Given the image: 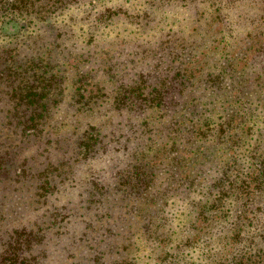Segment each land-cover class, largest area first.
Listing matches in <instances>:
<instances>
[{
    "label": "trees",
    "instance_id": "1",
    "mask_svg": "<svg viewBox=\"0 0 264 264\" xmlns=\"http://www.w3.org/2000/svg\"><path fill=\"white\" fill-rule=\"evenodd\" d=\"M98 1L101 9L95 0H0V26L12 19L20 26L16 34L0 30V264H136L140 245H158L171 198L192 205L195 227L227 210L222 203L238 188L234 239L251 234L255 246L215 264H264V225L247 212L264 195V158L257 155L252 170L247 157L251 169L238 184L237 170L216 163L222 146L232 149L248 128L263 134L264 79L255 84L251 76L237 87L241 71L263 73L262 51L242 48L243 37L226 34L233 30L226 24L222 49L239 70L229 75L236 86H216L213 105L201 95V78L222 82L225 67L219 76L203 75L194 54L179 61L195 41L172 40L164 59L121 68L112 59L122 52L105 44L115 20H148L153 3L195 20L200 0H147L148 11L138 13L121 6L131 0ZM73 4L66 19H54ZM217 93L225 94L220 105Z\"/></svg>",
    "mask_w": 264,
    "mask_h": 264
},
{
    "label": "rangeland",
    "instance_id": "2",
    "mask_svg": "<svg viewBox=\"0 0 264 264\" xmlns=\"http://www.w3.org/2000/svg\"><path fill=\"white\" fill-rule=\"evenodd\" d=\"M130 3L131 4H121V6L135 13L140 12L142 9H145L146 12L148 11L146 8L147 0H131ZM93 4L96 6V9H101L100 5L102 3H100V1L95 0ZM110 4L111 3H106V5ZM78 5L79 7L82 6L83 2L81 1ZM75 8L76 4H73L70 6L69 10H63L64 13H60V15L54 17V19L59 21L64 18L66 19L69 11L71 12ZM152 12L153 15H149L150 18L148 20H133L127 17L125 19L115 20L107 26L105 44H107V41L112 42L108 47L122 52V57L120 59H112L113 61L117 60L116 65L118 68H121L122 64H132V62L135 61H138L139 64L147 62L145 66H148L151 65L150 61L157 56L160 57L161 60L164 59L165 57L163 54L166 50L171 49L172 40L184 38L185 41H183V46L185 43L195 41V44L181 49L182 54L179 61L187 58L190 54H194L192 60L198 66H201L199 72L203 75L210 73L213 76H219L221 69L225 67L224 79H222V82L216 80L208 83L205 82L206 80L204 77L201 78L203 79L201 88H206L201 95L204 96L205 94H209V98H206L209 102L214 100V92L216 91L217 85L223 89L236 86V84L229 80V75L239 70H237V68H239L237 66V58L233 59V54L226 55V50L222 49V37H224V35L221 34V31L225 28L226 24L233 29L226 31V34L230 33L233 37L237 38L243 37L241 38L243 41L240 42L242 48L247 46V49L253 52L252 54L254 55H256L254 51L256 48V50L262 51L264 57V42L258 48L260 44L258 36H264V0H223L222 2L220 1V3H213L212 0H200V7L197 10L199 15L195 14V20H191L190 16L186 14L177 13L176 9H172L171 7L166 8L158 5V3L155 5L153 3ZM74 14L78 17V10H74ZM85 22L88 21L81 19V24ZM19 27V23L12 19L3 22L0 26V30L7 35L16 34ZM74 29L77 33L78 28L75 26ZM244 29L245 31L249 30L245 37L244 35H233L236 31H242ZM30 30L31 29L24 31L22 35L31 34ZM200 34H203L201 40ZM0 38L1 41L2 37L0 36ZM227 38H229V36L225 39L227 40ZM158 40H160V46L162 48L154 49ZM3 42L4 41H1L0 44H3ZM152 52H154V54H152ZM139 58H143V60ZM251 63L255 67V59L251 60L250 64ZM184 64L182 65L184 66ZM251 76L256 80L255 84H258L261 82V79H264V71L256 75H253V73L249 71L243 74L241 71L237 87L242 89L244 81H247ZM262 83L264 82L262 81ZM249 89L251 91L254 90L252 87H249ZM220 96L223 97L225 94L217 93V97ZM221 97L218 98L219 105L225 98ZM262 104L260 108H262ZM207 108L208 114H210V107ZM215 112L222 114L223 119L228 118L224 115L225 110L219 108L218 105L215 107ZM258 124L262 125L261 122H258ZM256 134L257 131L255 126L248 128V130L244 131L242 137L238 139L237 143L232 146V149L227 150L223 145L220 155L217 157L216 163L218 165L224 164L225 168L228 166V168L231 169V173L237 170L235 173H240L243 176L240 179H236V184L244 180L246 171L249 172L251 168L253 170L256 163L258 164L259 159L256 158L257 155L261 154L264 158V131L263 134H260L261 136H257ZM257 137L260 138L256 140ZM257 147L260 149L259 154L255 153ZM247 157H250L253 161V165L250 169L246 168L248 165ZM255 184L256 183L252 181L249 189ZM239 191H241L240 188L232 189L226 197L227 202L222 203V206H225L227 210L218 209L214 214L209 216V219L197 223L195 227L190 224V217L193 215L190 214V207H192V205L184 199L179 201L178 197L171 198L162 212L163 215L166 216V214H169L170 217L166 216V222L162 223L163 226L158 229V239L155 243L158 245L156 247L152 244L140 245L138 249L139 252L136 254V264H215L220 258L236 257L237 254L250 249V246L254 247L256 239L251 237V234H246L244 237L240 234V240L234 239L237 234L235 232L237 230L236 228L239 227L236 221L237 214H234V207L237 206L235 194ZM198 198L202 201L200 197H194L193 200L196 201ZM172 200L173 204H170ZM258 201H260V203H258L255 208L248 207L247 212L251 216H253L252 214L257 215L252 221L253 224L257 222L258 225H264L262 219L257 220L260 214H264V195L258 197V200L255 202ZM175 214L180 215L176 216ZM208 223L209 226H207ZM193 228V232L190 233ZM250 239L253 240L251 243ZM225 244L228 246L225 247ZM258 244L263 245L260 242Z\"/></svg>",
    "mask_w": 264,
    "mask_h": 264
}]
</instances>
